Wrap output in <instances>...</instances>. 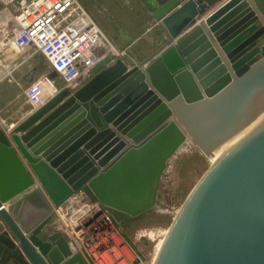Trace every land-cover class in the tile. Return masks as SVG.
Masks as SVG:
<instances>
[{
  "label": "water",
  "instance_id": "95a60500",
  "mask_svg": "<svg viewBox=\"0 0 264 264\" xmlns=\"http://www.w3.org/2000/svg\"><path fill=\"white\" fill-rule=\"evenodd\" d=\"M222 1L142 0L180 40L145 66L105 54L89 81L58 90L15 128L50 204L0 132L17 178H0V264H86L60 233L40 236L51 206L82 190L125 228L154 211L161 173L186 138L209 156L259 116L264 0H228L209 13ZM154 264H264V122L196 184Z\"/></svg>",
  "mask_w": 264,
  "mask_h": 264
},
{
  "label": "built area",
  "instance_id": "2783aa9c",
  "mask_svg": "<svg viewBox=\"0 0 264 264\" xmlns=\"http://www.w3.org/2000/svg\"><path fill=\"white\" fill-rule=\"evenodd\" d=\"M22 41L31 43L45 58L51 72L63 82L62 89L76 90L93 75L92 67L105 54L113 59L120 56L78 0H0V53ZM46 87L49 91L44 95L32 89L26 92L33 110L58 91ZM52 218L55 233L86 264L144 263L111 213L82 190L52 207Z\"/></svg>",
  "mask_w": 264,
  "mask_h": 264
},
{
  "label": "rangeland",
  "instance_id": "374dc122",
  "mask_svg": "<svg viewBox=\"0 0 264 264\" xmlns=\"http://www.w3.org/2000/svg\"><path fill=\"white\" fill-rule=\"evenodd\" d=\"M78 1L104 34L108 44L119 52L120 56L116 57L117 59L141 63L145 66L159 57L174 42L180 40L178 38L171 41L166 37L159 23L152 19L141 0ZM202 22L204 19L199 20L198 24ZM257 26H260V22ZM191 29L189 28L186 33ZM257 43L259 48L264 45V35ZM15 45L0 53V62H11L10 65L0 64V95L2 96L0 107L8 101L12 102L6 108L7 117L21 106L29 89L44 95L49 91L46 86H51L52 90L63 88V82L58 76L49 79L52 73L50 66L44 57L35 52L31 43L22 41ZM17 45H21V48ZM91 78L92 76L84 83ZM1 79L6 82L2 83ZM80 85L82 84L76 86V89ZM263 110L264 108L260 114ZM179 150L170 157L166 169L161 173L157 184L158 199L154 211L135 219L125 228L118 224L122 236L141 257L143 264L154 263L156 246L163 239L164 233L167 234L172 221L193 188L213 165V161L209 160L190 139H187ZM54 229V219L51 217L40 236L45 238L55 233ZM150 232L154 235L153 240L148 237ZM141 234L145 236L141 237Z\"/></svg>",
  "mask_w": 264,
  "mask_h": 264
},
{
  "label": "crops",
  "instance_id": "0c3cea01",
  "mask_svg": "<svg viewBox=\"0 0 264 264\" xmlns=\"http://www.w3.org/2000/svg\"><path fill=\"white\" fill-rule=\"evenodd\" d=\"M147 1H149V0H147ZM152 1H155V0H152ZM180 1H181V3H183V2H185L187 0H180ZM227 1L228 0H223L222 2L218 3L209 13L215 11L218 7H220L223 3L227 2ZM148 12L150 13V11H148ZM162 31L164 32L163 29H162ZM164 34L166 35L165 32H164ZM166 37H167V35H166ZM10 48H11V46L8 47L5 50L7 51ZM163 48H165V47H163ZM19 50L22 51L21 49H19ZM124 62L125 63H131L129 61H124ZM2 63H7L8 65H10L11 62H7V61L0 62V64H2ZM131 64L137 65L136 62L135 63L133 62ZM92 77H93V75H92ZM1 81H2V83H5L6 82V81L3 82V79H1ZM83 84H84V82L82 83V85ZM82 85H80V86H82ZM1 98H2V96L0 95V99ZM11 103H12L11 101H8L6 104L3 105V107H0V132L3 135L4 139L7 141L8 145H9V149H11L13 151V153L16 155V157L19 159V161L21 162V164L26 169V171L29 174V176L35 182V184H34V186L32 188L33 189L36 188L39 191H41V193L45 196L46 200L48 201V199H47L44 191L42 190V188L40 187V185L38 183V180H37L35 174L33 173V171L31 170V168L29 167L28 162L25 160V158L23 157L22 153L20 152L17 142L13 139V136H16L17 139H18V142H19V139L24 134V132L16 133L15 132V128L21 122H23L27 117H29L35 110H33L32 107L29 105V103L27 102V98H24V102L21 104V106L19 108H17L14 112H12L10 116L7 117L6 116V112H8V111H6V108L8 106H10ZM8 109H10V107ZM11 125H13V126L11 127ZM112 130L115 132L114 129H112ZM53 132L51 131L47 135V137L50 136ZM116 134L119 135L118 132H116ZM20 144H21V142H20ZM22 146L25 147L24 144H22ZM52 146H54V145H51L47 150H49ZM14 165H15L14 161L9 157V152L6 151V150H4L2 147H0V178H4L5 177L9 181L16 180L17 178H15L13 176V172H11V170H12L11 167H13ZM6 174H9V177L6 176ZM18 197H20V196H18ZM18 197H16V198H18ZM11 203H13V201L7 202L6 205L9 206ZM48 203L50 204L49 201H48ZM51 207H53V206H51ZM1 225L3 226L2 223H1ZM8 264H12V263H8Z\"/></svg>",
  "mask_w": 264,
  "mask_h": 264
},
{
  "label": "bare ground",
  "instance_id": "6f19581e",
  "mask_svg": "<svg viewBox=\"0 0 264 264\" xmlns=\"http://www.w3.org/2000/svg\"><path fill=\"white\" fill-rule=\"evenodd\" d=\"M264 122V110L263 112L250 124L248 125L246 128H244L242 131H240L238 134H236L231 140H229L228 142H226L225 144L221 145L220 147H218L212 154H210L209 156H207V158L211 161L214 162L230 147H232L234 144H236L238 141H240L243 137H245L247 134H249L250 132H252L253 130H255L256 128H258L262 123ZM189 138H186V141ZM182 149V148H181ZM180 149V150H181ZM179 150V149H178ZM179 150V151H180ZM164 213V212H163ZM153 234L152 232H150L148 234V237L150 239L153 240ZM166 234L164 233V237L163 239L158 243V245L156 246V253H155V257H154V263L156 261V258L158 256V253L162 247V244L164 242ZM69 247V246H68ZM70 249V248H69ZM71 251V250H70ZM153 263V264H154Z\"/></svg>",
  "mask_w": 264,
  "mask_h": 264
}]
</instances>
